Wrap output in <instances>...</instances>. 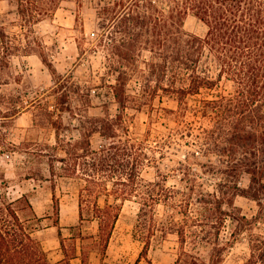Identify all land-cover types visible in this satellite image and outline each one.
Masks as SVG:
<instances>
[{"label":"rangeland","instance_id":"374dc122","mask_svg":"<svg viewBox=\"0 0 264 264\" xmlns=\"http://www.w3.org/2000/svg\"><path fill=\"white\" fill-rule=\"evenodd\" d=\"M86 1L83 7L66 2L54 19L36 26V35L56 74L38 55L19 54L12 58L1 78L0 208L14 203L13 208L42 242L52 263L65 259L62 234L69 255L76 252L78 256L71 259L72 264H82L83 253L89 264H243L251 256V240L264 235V223L254 227V237L248 232L234 235L236 224L231 220L223 226V207L228 209L227 204L223 206V175L198 170L196 175H190L195 183L173 170V159L184 160L185 154L196 149L185 144L192 138L182 139L177 132L178 143L161 144L160 150L149 153L153 160L141 172L144 183H160L156 186L160 200L150 206L140 204V198L120 200L123 208L105 247L95 204L104 207L107 202L114 203L115 197L105 194L104 185L87 182L83 162L92 164V153L107 148L114 140L100 132L91 137L89 152L78 151L81 156L86 154L79 157V177L66 176L65 165L59 161L67 158L64 141L80 140L83 126L100 129L104 121L120 111L112 89L115 77L109 71L104 47L99 45L104 30ZM9 10L8 3L0 1V12ZM5 26L13 35L23 33L9 20ZM185 29L201 37L208 32V27L193 14L187 17ZM149 55L144 52L139 61L144 62ZM234 88L224 77L213 89H203L188 101L191 106H199L203 100L229 95ZM129 89L134 101L126 110L128 127L134 137L142 140L151 125L149 111L153 107L177 109L179 104L161 91L146 100L148 94L136 79L130 81ZM16 110L20 113L12 115ZM154 128L169 140V132L177 125L162 118ZM154 137L148 141L156 147ZM105 180L112 190V181ZM248 184L249 177L244 175L240 186ZM234 202L243 214L259 211L256 203L244 197L238 196ZM73 237L77 239L71 240Z\"/></svg>","mask_w":264,"mask_h":264},{"label":"trees","instance_id":"16d2710c","mask_svg":"<svg viewBox=\"0 0 264 264\" xmlns=\"http://www.w3.org/2000/svg\"><path fill=\"white\" fill-rule=\"evenodd\" d=\"M0 1H6L10 7L7 13L0 12V81L12 58L19 54L38 55L56 74L36 35V26L54 19L57 10L66 2H76L83 7L87 1ZM89 2L104 30L99 45L104 47L109 71L115 77L112 89L120 111L116 117L104 121L100 129L83 126L80 140L64 141L67 158L59 161L65 165L66 176L79 177V157L86 154L81 156L78 151L89 152L91 137L100 132L114 140L107 148L92 153V164L83 162L87 182L104 185L105 194L115 197L114 203L107 202L104 207L95 204L105 247H108L123 208L120 200L140 198L143 206L155 205L160 200L161 195L156 193L160 183H144L141 172L153 160L149 153L160 150L161 144L178 143L175 132L182 139L192 138L185 144L196 149L185 154L184 160L173 159L176 161L173 170L182 172L189 182L193 180L190 175H196L198 170L222 174L223 206L228 205V209L223 207V226L231 220L236 224L234 235L248 232L254 237V227L264 223V0ZM190 14L208 27L206 36L186 31L185 23ZM8 20L23 33H9L5 26ZM144 52L150 55L140 62ZM224 77L234 84L232 93L203 100L199 106L190 105L191 96L200 94L203 89H213ZM133 79L148 94L146 100L155 98L161 91L179 104L177 109L161 107L156 110L153 107L149 111L151 125L142 140L134 137L128 127L126 110L133 100L129 93V83ZM0 103L3 104L2 99ZM19 113L16 110L12 115ZM162 118L177 125V129L169 132V140L154 128ZM122 134L127 137L124 139ZM57 135L61 137L59 132ZM152 136L156 138V147L149 145ZM88 166L91 169H87ZM108 171L110 173L105 175ZM244 175L249 177V184L242 188L240 181ZM107 178L113 183L112 190L108 188ZM238 196L256 203L259 211L243 214L235 206ZM79 202L83 219L82 200ZM12 204L0 208V264H72L71 259L78 256L76 252L69 255L62 234L65 259L52 263L42 242L29 231ZM251 242V256L243 264H264V235ZM82 264H89L84 253Z\"/></svg>","mask_w":264,"mask_h":264}]
</instances>
